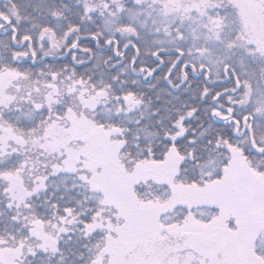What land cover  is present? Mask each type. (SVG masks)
<instances>
[{"label": "snow or ice", "instance_id": "snow-or-ice-1", "mask_svg": "<svg viewBox=\"0 0 264 264\" xmlns=\"http://www.w3.org/2000/svg\"><path fill=\"white\" fill-rule=\"evenodd\" d=\"M0 264H264V0H0Z\"/></svg>", "mask_w": 264, "mask_h": 264}]
</instances>
